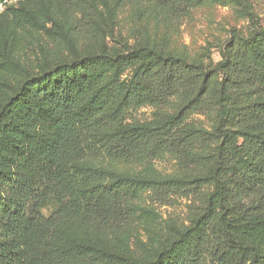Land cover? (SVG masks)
I'll return each mask as SVG.
<instances>
[{
    "label": "trees",
    "instance_id": "16d2710c",
    "mask_svg": "<svg viewBox=\"0 0 264 264\" xmlns=\"http://www.w3.org/2000/svg\"><path fill=\"white\" fill-rule=\"evenodd\" d=\"M206 1L24 0L0 27L42 3L79 14L80 32L95 31L109 3L177 21ZM248 21L246 32L231 30L218 62L207 48L190 62L144 46L11 77L0 61V264H264V25ZM145 107L157 111L151 121L137 116ZM211 112L212 131L192 120ZM166 155L177 174H151ZM176 196L198 204L187 227L165 235L153 206ZM135 222L149 251L111 252Z\"/></svg>",
    "mask_w": 264,
    "mask_h": 264
},
{
    "label": "rangeland",
    "instance_id": "374dc122",
    "mask_svg": "<svg viewBox=\"0 0 264 264\" xmlns=\"http://www.w3.org/2000/svg\"><path fill=\"white\" fill-rule=\"evenodd\" d=\"M47 4L42 3L35 10L30 8L31 17H4L0 27V61L7 62L9 76L12 77L14 72L47 70L54 63L71 62L77 55L123 52L144 46L161 48L190 62L202 56L207 48L212 60L218 62L220 50L231 30L237 28L246 32L250 28L248 14H253L255 20L264 25V0H227L226 3L208 0L190 8L177 21L169 20L165 12L155 8L145 10L131 5L117 8L109 3L98 8L96 30L80 32L74 26L79 14L73 16L66 7ZM177 107L178 103L174 101L164 111L170 114ZM156 113L153 108L145 107L138 110L137 116L143 121H151ZM192 120L198 127L212 131L215 114L196 115ZM93 164L98 168L110 167L124 175L142 176L144 171L138 165H117L109 161ZM152 164L151 174L162 178L175 176L178 172V163L172 155L154 160ZM197 204L195 198L183 196L173 197L167 205L155 203L153 207L164 234L170 235L187 227ZM1 222L0 218V241L3 236ZM122 250L133 259L143 258L149 251L146 227L137 222L129 225L126 234L110 248L116 253Z\"/></svg>",
    "mask_w": 264,
    "mask_h": 264
},
{
    "label": "built area",
    "instance_id": "2783aa9c",
    "mask_svg": "<svg viewBox=\"0 0 264 264\" xmlns=\"http://www.w3.org/2000/svg\"><path fill=\"white\" fill-rule=\"evenodd\" d=\"M24 0H0V17L12 7H17Z\"/></svg>",
    "mask_w": 264,
    "mask_h": 264
}]
</instances>
